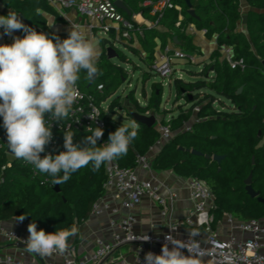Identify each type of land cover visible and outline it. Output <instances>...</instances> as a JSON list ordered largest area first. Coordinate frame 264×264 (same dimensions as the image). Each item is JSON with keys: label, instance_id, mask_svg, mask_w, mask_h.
<instances>
[{"label": "trees", "instance_id": "1", "mask_svg": "<svg viewBox=\"0 0 264 264\" xmlns=\"http://www.w3.org/2000/svg\"><path fill=\"white\" fill-rule=\"evenodd\" d=\"M1 1L8 8L23 14L31 24L29 27L37 32H44L49 37L55 35L48 27L42 12L38 14L36 11L41 9L53 12L47 0ZM123 1L132 13L141 12L148 16L147 10L141 6L144 0ZM239 1L191 0L198 16L196 18L188 13L184 0H174L181 10L172 8L165 12L160 20V25L165 29L142 26L143 31L139 35L140 44L145 51L141 61L152 70L157 47L164 48L174 36L186 49H195L192 36L185 31L190 22L199 29H207L208 36L216 34L218 44L232 45L235 58H244L246 61L244 70L232 69L228 62L219 61L217 52L212 75L209 72L210 67L206 66L199 72H189L198 76L194 81H186L176 74L173 76L175 101L184 99L191 106L173 120L171 128L179 127L188 120L196 107L198 120L192 123L190 129H180L153 157L154 168L172 169L180 175L202 179L210 186L215 195V206L212 209L214 222L225 213L242 220L264 218V203L248 195L245 188V179L252 172V186L264 198V0H247L254 8L247 14V34L238 30V22L242 19ZM0 15L8 14L0 11ZM180 15L184 18L181 19L180 26H177ZM55 36L60 39L67 38ZM104 49L96 65L99 71L93 85L90 86L89 79L85 78V70H81L80 79L77 81L82 90L96 93L99 100L110 97L121 81L114 74V70L121 66L109 59L105 46ZM116 51L121 56L119 50ZM136 54L139 55L138 52ZM144 73L149 75L146 71ZM99 83L104 85L102 94L96 92V85ZM240 86L243 89L237 93ZM161 102L162 83H155L148 103L138 104V109L142 113L153 108L158 110ZM216 103L224 109H218ZM118 106L119 97L111 101L109 111H116ZM123 118L136 122L131 113ZM106 119V126L102 128L103 136L97 140V146L103 145L102 141L108 139L109 134L122 123L128 124L126 120H118L110 115ZM138 124V135L130 143L127 154L116 158L123 167H134L136 153H147L159 139L160 133L155 125ZM4 130L3 118L0 117V132ZM72 131L74 144L90 146L85 138L91 133ZM58 139L65 151L64 132L58 133ZM180 146L188 151L180 150ZM191 149L211 156L222 154L225 158L217 163L212 158L192 154L189 151ZM3 176V182H0V220L20 219L25 216V222H35L37 230L43 229L47 233L70 228L85 221L93 203L104 194L103 183L106 179L105 163L98 171H93L90 163L72 173L67 182L59 185V191L52 184L53 178L50 175L40 173L36 177L29 166H23L19 162L7 168ZM45 177L48 181L41 183ZM75 239L76 235L70 237L69 243H74Z\"/></svg>", "mask_w": 264, "mask_h": 264}, {"label": "built area", "instance_id": "2", "mask_svg": "<svg viewBox=\"0 0 264 264\" xmlns=\"http://www.w3.org/2000/svg\"><path fill=\"white\" fill-rule=\"evenodd\" d=\"M50 5L58 9L75 8L81 15L89 18L90 29L95 27L99 32L107 37L109 46L116 48L117 43L128 45L129 39L134 32L142 33V26L148 28H157L160 20L168 9L176 8L174 0H144L141 6L153 17L152 20L139 23L135 15L128 17L116 4L114 0H47ZM180 21L176 23L180 26ZM189 31L194 32V28L189 26ZM207 34V29H202ZM0 44H9L8 35L4 34V29L0 28ZM222 60L228 62L232 69L244 70L246 61L244 58H235L234 49L229 44H218ZM177 60L195 62L196 55L181 48H175L167 44L160 52L157 60L154 62L153 70L162 77L170 79L176 72L175 63ZM181 76V75H179ZM80 92V97L75 101L69 116L62 121L51 120V113H45V119L51 123L53 137L46 145L45 151L41 157L47 154L53 156L63 151L58 133L64 130L86 131V127L95 129L106 126V114L109 111V105L104 106V100H99L94 93H88L81 89L78 82L76 84ZM104 85H96V91L103 93ZM197 111L198 108L196 107ZM89 115L95 117L91 119ZM79 121V122H78ZM157 130L160 133L155 147H162L174 136L173 130L169 124L159 123ZM185 129H190L191 125L186 124ZM182 128V129H184ZM6 130L0 132V182L4 180V171L13 166L15 162L23 166H29L34 176L40 173L34 169L33 165L22 159H17L13 153L8 150ZM108 139L102 141L107 144ZM153 146L147 153H136L135 166L123 167L117 159L105 162L106 179L103 183L104 194L96 200L91 209L92 215H101L108 213L110 215L109 226L113 230L111 241L101 237L95 239V247L92 251H87L78 256L77 249L73 244H68V248L63 254L54 252L52 255L59 260H42L34 256L28 257L24 248H18L17 252H3L0 249V264H100L116 248L129 244L135 257L133 262L122 258L121 264H145L144 257L149 251L159 255L162 246L165 244L166 235L180 239L191 244L193 241L199 244L204 250L202 264H264V218H251L242 220L236 218L230 213L224 214V220L228 223L229 233L222 237L213 228L214 216L212 209L215 206V195L210 186L202 179L188 177L186 179L189 196L193 202L191 214L185 219L190 225V233L194 236L179 235L177 220L170 219L168 230L160 235L138 233L135 230L137 218L134 210L142 202L143 197L148 196L151 200L158 203L161 207V214L168 216L171 211L172 202L175 194L172 190L167 195L161 193V183L151 172L153 168V157L155 155ZM144 172L151 175L145 176ZM48 181L44 178L41 183ZM126 211V214H122ZM204 230L203 237L199 234V229ZM6 239L12 242L25 243L29 234L9 230L5 231ZM148 236L150 239L144 241ZM171 248V245L169 244ZM187 255V250L185 249Z\"/></svg>", "mask_w": 264, "mask_h": 264}, {"label": "clouds", "instance_id": "3", "mask_svg": "<svg viewBox=\"0 0 264 264\" xmlns=\"http://www.w3.org/2000/svg\"><path fill=\"white\" fill-rule=\"evenodd\" d=\"M36 11L41 13V9ZM0 28L7 35L18 30L25 33L23 37H15L11 44H0V117L7 134V146L14 156L33 165L39 173L50 175L53 185H60L90 163L93 171H98L105 162L126 155L130 143L138 135L139 124L134 120L122 123L109 134L108 143L100 146L97 140L103 136L101 127H86L91 133L85 138L88 147L74 144V131L64 130L65 151L41 157L53 137L45 113H51V120L58 121L69 116L80 97L76 87L79 73L85 70L86 79L95 77L99 71L96 65L100 52L96 41L89 38L83 28L72 27L65 39L55 35L49 37L24 24L15 11H9L7 16L0 15ZM89 117L95 119L92 115ZM24 219L25 216H21L19 220ZM27 231V250L43 256L54 252L63 254L69 238L77 234L78 228L72 225L47 233L37 230L36 223L32 222ZM194 235L189 233V237ZM149 239L146 236L144 241ZM165 240L161 254L151 251L145 254V264H202L205 252L195 241L189 244L170 234Z\"/></svg>", "mask_w": 264, "mask_h": 264}, {"label": "crops", "instance_id": "4", "mask_svg": "<svg viewBox=\"0 0 264 264\" xmlns=\"http://www.w3.org/2000/svg\"><path fill=\"white\" fill-rule=\"evenodd\" d=\"M239 2H240V9L242 16L245 14L247 15L249 10L254 9L249 5L247 0H240ZM50 6L53 8V12H48V11H41V12L45 16L47 20V25L50 28L51 32L55 35L68 37L72 27L85 29L89 38L96 41L97 43V47L100 52L97 62L100 61L101 56L105 50L104 46L106 47L109 45V43L107 42L108 41L107 37L104 36L103 34L102 36L101 33L99 32V29L96 27L94 29H90L88 26V24L90 23L89 18H87L84 15H81L75 8H65L60 10L58 8L53 7L52 5ZM0 11L8 14L9 11H14V10L5 6L3 2L0 0ZM16 13L19 15L18 12ZM132 15H135L136 20L142 25L145 24V22L153 19V17L149 13L148 16L143 15L141 12L136 14L132 13ZM180 18L183 19L184 18L183 15H180ZM189 26L194 28V32H191L187 29ZM157 28L165 29L162 25H159ZM238 30L247 34L246 23H244L242 19L238 22ZM185 31L186 34H190L192 36V43L195 45L194 50L186 49L181 43H179L178 40L177 42L171 40L168 42V44H171L175 48H181L188 52L194 53L196 55V60L195 62H189V64L191 63L198 65L199 70L196 72L201 71L206 66L210 67L209 72L212 75L213 64L216 60L217 52L219 53V57H218L219 61L221 62L224 61L221 58V52L219 51L217 46L218 45L217 35L214 34L212 36H208L207 34H204L202 32V29H199L198 27H196L194 23L191 22L188 23ZM24 35L25 33L20 30L14 31L11 35H8L7 42L11 44L13 43L15 37H23ZM139 35L140 34L138 32H134L132 34V37L128 41L129 44L128 45L125 44V46L136 47L139 50L138 56H140L141 59L144 58L145 51L143 50L140 44ZM158 44H160L159 40H158ZM162 49L163 48H160L159 46L157 47L155 53L156 56L155 61L157 60ZM176 63H181L180 64L181 73L182 72L184 73L185 71L187 72L192 71L191 69L185 68V65L188 64L187 61L177 60ZM144 65L148 66V64L145 63ZM190 77H192V79L186 81H194L198 76L190 74ZM169 82H170L169 85L173 86V82L172 81ZM150 97L149 96L147 97L148 101ZM148 101L146 103H148ZM180 101H183V103L175 106V109L169 112V115H167V113L165 112L161 113L159 115L160 118L157 119L154 125L157 126L159 123H163V124L165 123L171 125L170 123H168V121H171V123H173V120L177 118L182 111L187 110L191 106V104L187 103L184 99H180L177 102ZM216 106L218 107V109H224V107L218 105L217 103ZM227 106L229 105L227 104ZM149 110H154V108ZM196 120H198L197 111L193 110L190 114L189 119L184 121L183 123L187 124V122H189L188 124L192 125V123L195 122ZM263 142H264V138L262 140V143ZM155 144L152 146L154 147L153 150L154 153L156 154L161 147H155ZM151 174L154 177H156V179L161 183L162 185L161 193L163 195H167L168 191L172 190L175 194V198L172 202L170 214L168 216H163L161 214V207L158 203L151 200L148 196L143 197L142 202L134 210V215L137 218V223L135 225L136 232L160 235L168 230L169 221L170 219H173L179 222V227H178L179 235L189 234L190 225H188L185 222V219L191 214L193 208V202L189 196V190L187 188V183H186V179L189 176L180 175L172 169H158L154 167L152 168ZM151 174L148 172L146 173L144 172L145 176H150ZM122 214L123 215L126 214V211H123ZM223 218L224 215L222 216L221 219H218L217 221L213 222V228L220 236L225 237L229 233V226L228 223ZM109 219H110V215L108 213L101 215H92L90 213L89 217L85 221L76 225V227L78 228L76 239L74 240V243L70 242L69 244H73L76 247L78 256H82L84 252L92 251L93 248L95 247V239L97 237H101L105 240L111 241L113 230L109 226ZM28 225L29 223L25 222L24 220L20 221L19 218L0 220V249H3V252L6 251L13 253L17 252V249L20 247L15 242L6 239L5 231L14 230L24 235L29 234L27 231ZM199 234L201 237L205 235L204 230L202 228L199 229ZM26 252L28 253V257L34 256L42 260H53V259L59 260L58 258L54 257L52 254L43 255V256L39 254L40 257H37L34 253L29 252L28 250H26ZM124 257L131 262L135 260V257L131 250V245L129 244L122 245L116 248L100 264H121V260Z\"/></svg>", "mask_w": 264, "mask_h": 264}, {"label": "rangeland", "instance_id": "5", "mask_svg": "<svg viewBox=\"0 0 264 264\" xmlns=\"http://www.w3.org/2000/svg\"><path fill=\"white\" fill-rule=\"evenodd\" d=\"M102 35V34H101ZM103 36V35H102ZM116 48L119 50L121 56L115 57L112 61L121 66L114 70V74L120 77V85L116 89V91L107 99L104 100L103 105L107 106L113 101L115 98L119 97L120 106L116 108V111L110 112L106 114L107 116H113L118 120H126L125 115L131 112H140L138 109V104L146 105L148 101V96L150 97L152 94V87L155 83H162V102L161 106L158 110H148L144 114L150 115L154 114L156 119L160 118L161 113H167L175 109V106L180 105L183 101L177 102L176 100V90L174 85L170 86L169 81H172L173 77L170 79H162L154 70L150 69L148 66L144 65L141 61L140 56L136 54L139 53V50L136 47L125 46L123 43H117ZM183 63L186 64V69H191L194 71H198L199 67L196 64H189V62ZM181 63H175L176 66V75L184 76L185 80L192 79L190 77V73L185 71L181 73L180 70ZM144 71L148 72L149 75L146 76ZM174 74V75H175ZM173 75V76H174ZM146 76V77H145ZM148 78V79H145ZM97 92V91H96ZM98 93V92H97ZM146 93V95H145ZM96 95V93H94ZM100 94V93H98ZM98 97V96H97ZM229 105V102L227 101ZM219 105V104H218ZM142 113V112H140ZM169 118V117H168ZM126 122L130 123L131 120H126ZM171 124V121H168ZM189 123V122H187ZM186 123H183L179 127L173 128L174 135L184 126Z\"/></svg>", "mask_w": 264, "mask_h": 264}, {"label": "water", "instance_id": "6", "mask_svg": "<svg viewBox=\"0 0 264 264\" xmlns=\"http://www.w3.org/2000/svg\"><path fill=\"white\" fill-rule=\"evenodd\" d=\"M186 5L188 6V13L191 14L192 16L198 18V16L196 15L195 13V10L193 8V5H192V2L191 0H184ZM115 4L120 8L122 9L127 15H132V11L130 10V8L124 3L123 0H115ZM19 18L22 20V22L28 26H30V22L27 20V18L23 15V14H19ZM242 21L244 23H246L247 21V15H243L242 16ZM173 40L175 42H177V38L176 36H174ZM106 54H107V57L109 59H113L115 57H118V52L116 51V48H114L113 46H106ZM96 76L93 77L90 82H89V85H92L94 80H95ZM243 89V86H240L238 89H237V93H240ZM131 115L134 117V119L136 120L137 123H140V124H144V125H147V126H153L157 119H156V116L154 114H150V115H147V114H144V113H140V112H131ZM261 135V133H260ZM5 137L7 138V134L5 133ZM180 150H187L188 149H185L184 147L180 146L179 147ZM9 150V148H8ZM10 151V150H9ZM192 154H195V155H200V156H204L205 158L207 159H210L212 158L214 161H216L217 163H220L224 158H225V155H222V154H214V155H210V154H204L196 149H191L189 150ZM11 152V151H10ZM12 153V152H11ZM254 162V161H253ZM245 184H246V192L248 195H250L252 198H258V200L262 203H264V198L260 197L259 196V192L256 191L254 189V187L252 186V172L248 175V177L245 179ZM55 189L56 191H59L60 188H59V184H57L55 186ZM19 247L21 248H24L27 250L26 248V244L25 243H22V242H17L16 243ZM34 253V252H32ZM37 257H40L39 254L37 253H34Z\"/></svg>", "mask_w": 264, "mask_h": 264}]
</instances>
